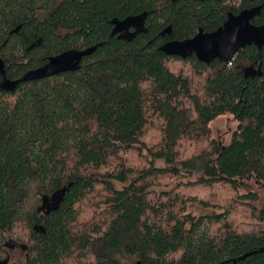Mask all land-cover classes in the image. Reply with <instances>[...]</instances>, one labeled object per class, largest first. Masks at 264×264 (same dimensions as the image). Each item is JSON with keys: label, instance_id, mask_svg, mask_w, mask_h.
<instances>
[{"label": "trees", "instance_id": "1", "mask_svg": "<svg viewBox=\"0 0 264 264\" xmlns=\"http://www.w3.org/2000/svg\"><path fill=\"white\" fill-rule=\"evenodd\" d=\"M263 4L0 0L9 79L96 48L77 71L0 92V249L20 243L27 264H264V205L248 182L264 185V50L249 80L255 45L228 64L160 50ZM224 116L236 123L226 144L211 128ZM190 203L220 212L196 217Z\"/></svg>", "mask_w": 264, "mask_h": 264}, {"label": "water", "instance_id": "2", "mask_svg": "<svg viewBox=\"0 0 264 264\" xmlns=\"http://www.w3.org/2000/svg\"><path fill=\"white\" fill-rule=\"evenodd\" d=\"M177 2L180 0H172ZM199 2L212 0H193ZM221 1V0H216ZM254 1V0H251ZM264 4L261 6L244 9L239 14L229 13L225 24L214 32H205L200 29L191 39L172 40L166 42L160 50L167 56L181 57L188 59L195 56L200 62L211 64L220 60L226 64L248 46L255 45L258 48V59L255 65L244 70L245 79L262 77V51L264 50V25L256 26L252 22L261 15ZM131 21L128 20L127 23ZM117 23V21H115ZM126 23V24H127ZM118 23L114 30L115 34L128 29L127 25ZM20 29V28H19ZM128 31V30H127ZM172 28H167L162 35H171ZM96 48H89L83 51L70 50L49 59L42 67L27 72L22 78L11 80L8 78L4 61L0 58V92H13L17 87L29 81L42 80L61 73L77 71L83 59L95 52ZM67 189L58 192L54 201L60 200ZM1 264H5L2 262ZM135 264H143L136 262Z\"/></svg>", "mask_w": 264, "mask_h": 264}, {"label": "rangeland", "instance_id": "3", "mask_svg": "<svg viewBox=\"0 0 264 264\" xmlns=\"http://www.w3.org/2000/svg\"><path fill=\"white\" fill-rule=\"evenodd\" d=\"M245 65L244 69L249 67ZM188 70V67H185ZM190 72V71H188ZM213 135L217 138L222 144L229 142L230 135L233 130L236 128V123L230 116H224L216 120L211 125ZM160 165H164L160 163ZM249 183L252 184V189L259 191L261 193V200L257 205L261 207L264 205V185L256 183L254 180H249ZM187 211L192 215L199 217L202 215H208L212 213H219L220 209L214 207H206L200 203H190L187 207ZM8 244V245H7ZM28 253L26 247L20 243L9 240L1 249H0V262L5 264H27ZM122 259H125L124 262H131V259H127L125 255L121 256ZM135 263V262H133Z\"/></svg>", "mask_w": 264, "mask_h": 264}, {"label": "flooded vegetation", "instance_id": "4", "mask_svg": "<svg viewBox=\"0 0 264 264\" xmlns=\"http://www.w3.org/2000/svg\"><path fill=\"white\" fill-rule=\"evenodd\" d=\"M193 1V0H192ZM212 1H216V0H212ZM199 2V1H198ZM205 2H209V1H205ZM237 15V14H236ZM125 36H127V35H129L130 34V31L128 32V31H126V30H124L123 32H122ZM251 66H253V65H250L249 67H251ZM248 68V67H247ZM246 69V68H245ZM0 264H1V262H0Z\"/></svg>", "mask_w": 264, "mask_h": 264}]
</instances>
